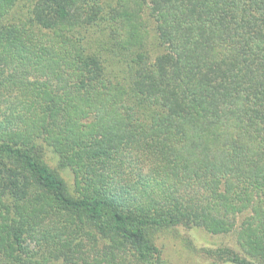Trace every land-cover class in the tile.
<instances>
[{"label":"trees","instance_id":"16d2710c","mask_svg":"<svg viewBox=\"0 0 264 264\" xmlns=\"http://www.w3.org/2000/svg\"><path fill=\"white\" fill-rule=\"evenodd\" d=\"M1 58L0 264H264V0H0Z\"/></svg>","mask_w":264,"mask_h":264},{"label":"rangeland","instance_id":"374dc122","mask_svg":"<svg viewBox=\"0 0 264 264\" xmlns=\"http://www.w3.org/2000/svg\"><path fill=\"white\" fill-rule=\"evenodd\" d=\"M8 66L0 59V76L8 73ZM24 78V77H23ZM237 226L243 221V215L238 217ZM237 231L227 235H213L202 228L170 229L156 232L155 240L162 249L164 258L169 264H233L227 258L219 260L211 257L209 250L219 249L222 251L233 250L239 252ZM34 264H63L55 262L52 251L44 247L37 249L31 256Z\"/></svg>","mask_w":264,"mask_h":264}]
</instances>
